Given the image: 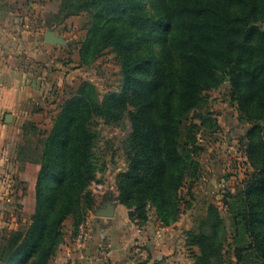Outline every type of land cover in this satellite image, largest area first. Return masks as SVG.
Returning a JSON list of instances; mask_svg holds the SVG:
<instances>
[{"label":"trees","instance_id":"trees-1","mask_svg":"<svg viewBox=\"0 0 264 264\" xmlns=\"http://www.w3.org/2000/svg\"><path fill=\"white\" fill-rule=\"evenodd\" d=\"M80 14L88 17L80 65L111 48L119 54L122 85L100 100L82 81L59 105L48 132L23 127L24 145L31 146L18 148L27 180L17 188L15 205L28 224L0 238V264H49L63 241L64 221L72 217L75 228L84 223L97 171L92 123L100 117L129 122L122 143L127 167L116 180L119 203L130 218L147 220L148 205L163 227L175 224L189 204L181 188L199 177L192 156L202 147L194 135L217 133L215 120L198 109L207 92L225 83L247 124L239 134L248 140L252 171L224 196L228 227L209 207L201 222L207 230L190 232L187 244L198 251L195 264H226L225 244L236 264H264V0H61V20ZM189 113L199 127L180 150Z\"/></svg>","mask_w":264,"mask_h":264},{"label":"rangeland","instance_id":"rangeland-1","mask_svg":"<svg viewBox=\"0 0 264 264\" xmlns=\"http://www.w3.org/2000/svg\"><path fill=\"white\" fill-rule=\"evenodd\" d=\"M39 2H43L42 6L44 5L41 13L42 35L49 29L66 42L64 46H56V49L59 50V56L56 59V62L60 64L59 67H51L53 74H56L57 78L60 75L62 81L57 80V78L52 81L50 90L40 96V102L31 106L32 110L29 112L31 117L27 118L23 124V127L32 124L36 133L44 134L49 131L52 119L59 110V105L82 81L90 82L97 90L99 99L103 100L108 94L119 92L122 80L119 54L111 48L102 49L88 65H80V50L86 40L88 31V17L86 14L61 20L58 15L61 0H40ZM261 27L264 30V24ZM228 85L229 83H225L220 88L207 92L205 94L207 103L201 105L198 109L201 113H208L215 120L217 133L210 136L203 132L204 144L199 152L200 154L192 156L195 162L198 163L199 177L193 183L187 181L181 188L180 196L189 204L188 207L183 209V213L181 212L178 219L181 222V227H191V229L188 232L181 233L182 236L176 241L174 247L175 255L172 259H168L169 261L167 260V264H195L198 251L195 247H190L187 244V235L190 232L207 230L204 225H201V222H204L207 218L203 221H192L191 213L199 206L216 207L225 226L228 227L229 215L226 213L223 204L224 196L227 193H235L238 188L243 186L244 181L248 179L252 171L248 159L247 165L241 169L231 166L221 144L223 138H231L232 141L238 142L240 149L245 153L246 144L248 143L247 138L241 137L239 134L247 128V124L239 120L236 106L228 98L226 91ZM198 127L199 122L192 117V113L183 118L180 127V150H184L190 139L192 141V133H195ZM261 127L264 129V122ZM92 128L97 134V139L93 145L97 171L94 181L91 182L88 188L92 199V209L89 213L105 201L107 197L115 198L117 204L119 203L116 180L117 175L125 171L127 167L122 143L127 138L130 130L128 119L125 118L119 120L96 118L93 120ZM26 142L27 140L23 139L22 133L20 146L22 144V148L31 146L24 145ZM31 142L33 141L31 140ZM26 159L27 155L22 160ZM120 205L124 206L123 204ZM144 210L147 220L142 221L136 216L130 218L128 215L130 222L141 226L146 223L152 224L151 220L154 218L155 222L159 224L157 230L163 228V232L165 227L156 219L154 209L147 205ZM127 211L128 213L131 212L129 209ZM27 224L28 216L22 214L17 207L10 206L3 215H0V238L25 227ZM81 225L83 226L84 235L79 245L77 235ZM79 226L75 228L73 218L68 217L61 228L63 235L61 244L68 242L78 250L83 249L87 240L85 221ZM157 232L156 237L161 238L162 232L160 237H158ZM60 245L49 264H55ZM225 250L227 252L225 263L236 264L233 249L225 244ZM135 253H138V251Z\"/></svg>","mask_w":264,"mask_h":264},{"label":"crops","instance_id":"crops-1","mask_svg":"<svg viewBox=\"0 0 264 264\" xmlns=\"http://www.w3.org/2000/svg\"><path fill=\"white\" fill-rule=\"evenodd\" d=\"M39 1L0 0V215L10 206L16 208L17 188L27 180L18 156L23 124L31 117V106L40 102L57 78L51 67L60 65L56 62L59 50L43 40L44 5ZM208 209V205L197 207L192 221L205 220ZM93 211L85 219V247L78 250L62 243L55 264H167L181 233L191 229L177 221L157 238L160 228L154 218L152 224L134 225L119 203L111 218L97 217Z\"/></svg>","mask_w":264,"mask_h":264},{"label":"built area","instance_id":"built-area-1","mask_svg":"<svg viewBox=\"0 0 264 264\" xmlns=\"http://www.w3.org/2000/svg\"><path fill=\"white\" fill-rule=\"evenodd\" d=\"M195 145L197 146H203L204 144V133L200 130L195 133L194 135ZM231 138H223L221 144L224 147V152H226L228 158L227 160L230 162L231 166H235L238 169L243 168L247 165V158L238 145V142L232 141ZM163 228H160L157 232L158 237H160V234L162 232ZM84 230L83 226H79V233L77 237V242L80 245L81 239L83 238Z\"/></svg>","mask_w":264,"mask_h":264},{"label":"water","instance_id":"water-1","mask_svg":"<svg viewBox=\"0 0 264 264\" xmlns=\"http://www.w3.org/2000/svg\"><path fill=\"white\" fill-rule=\"evenodd\" d=\"M46 44L52 46H64L65 40L59 35L55 34L52 30H46L43 38ZM117 204L115 198L105 200L101 202L99 206L93 211V214L97 217L111 218L114 215V209Z\"/></svg>","mask_w":264,"mask_h":264}]
</instances>
